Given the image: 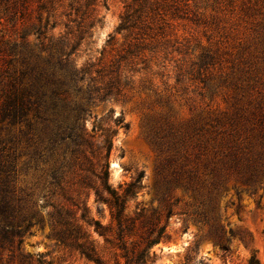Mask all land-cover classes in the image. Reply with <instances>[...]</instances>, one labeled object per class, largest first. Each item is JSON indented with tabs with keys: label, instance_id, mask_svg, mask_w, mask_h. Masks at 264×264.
I'll use <instances>...</instances> for the list:
<instances>
[{
	"label": "rangeland",
	"instance_id": "obj_1",
	"mask_svg": "<svg viewBox=\"0 0 264 264\" xmlns=\"http://www.w3.org/2000/svg\"><path fill=\"white\" fill-rule=\"evenodd\" d=\"M40 1H31L24 20L0 16V37L17 45L18 59L28 46L39 50L42 38L35 31L47 22L55 40L67 37L80 44L73 56L79 67L90 62L110 66L132 45L140 46L128 60L132 64H124L122 96L91 107L88 130L110 116L123 121L110 158V183L117 189L144 175L142 188L127 202V213L142 215L139 236L150 227L141 223L167 224L166 238L154 247V264H185L189 254L191 264H248L253 256L264 264V175L255 195L236 176L217 194L219 225L234 235L226 236L224 247L208 236L212 223L198 222L193 194L177 186L168 190L166 165L174 154L172 140L178 147L191 146L198 126L209 117L234 118L241 140L262 149L264 0H148L146 23L132 35L116 30L128 6L137 9L135 0ZM40 3L45 9L39 12ZM173 7L179 8L177 14ZM26 130L23 124L0 123V155L18 159L19 184L44 217L24 237L21 252L42 264H95L56 239L45 216L51 208H44L51 202L47 171L55 159L48 155L41 162ZM235 186L244 191L240 196ZM94 215L104 225L110 223L107 208H94Z\"/></svg>",
	"mask_w": 264,
	"mask_h": 264
},
{
	"label": "trees",
	"instance_id": "obj_2",
	"mask_svg": "<svg viewBox=\"0 0 264 264\" xmlns=\"http://www.w3.org/2000/svg\"><path fill=\"white\" fill-rule=\"evenodd\" d=\"M31 1L0 0V16L11 19L19 15L24 20ZM135 5L137 9L128 6L117 34L132 35L146 23L142 18L149 1L135 0ZM154 6L158 5H150ZM173 8L177 14L179 8ZM44 9L40 3L38 11ZM36 30L42 38L39 50L27 44L20 59L16 58L17 45L0 37V123L25 125L41 162L48 155L55 159L47 171L51 202L44 208H51L45 216L56 239L95 264H154V247L166 238L167 224L141 223V227H150L139 236L137 221L142 215L127 213V202L142 188L144 175L117 189L110 183V158L123 121L110 116L88 130L90 108L122 96L124 64H132L128 60L136 55L139 44L110 66L90 62L79 67L73 59L79 43L67 37L55 40L48 35V22ZM198 128L197 142L191 146L178 147L176 138L172 140L174 154L166 160L168 190L177 186L191 192L200 209L198 222L204 226L212 223L208 236L225 247L226 236L234 235L219 225L217 194L232 176L247 186V192L256 194L264 175V145L257 150L252 141L241 140L234 118L209 117ZM260 130L264 141V127ZM19 181L18 159L0 155V264H42L21 252L24 237L44 217ZM234 190L238 196L244 192L237 186ZM94 208L98 212L108 209V225L96 218ZM171 215L169 209L168 217ZM191 263L189 254L185 264ZM248 264L260 263L253 256Z\"/></svg>",
	"mask_w": 264,
	"mask_h": 264
},
{
	"label": "bare ground",
	"instance_id": "obj_3",
	"mask_svg": "<svg viewBox=\"0 0 264 264\" xmlns=\"http://www.w3.org/2000/svg\"><path fill=\"white\" fill-rule=\"evenodd\" d=\"M115 165V164H114Z\"/></svg>",
	"mask_w": 264,
	"mask_h": 264
}]
</instances>
